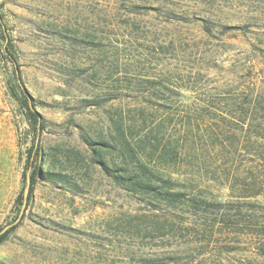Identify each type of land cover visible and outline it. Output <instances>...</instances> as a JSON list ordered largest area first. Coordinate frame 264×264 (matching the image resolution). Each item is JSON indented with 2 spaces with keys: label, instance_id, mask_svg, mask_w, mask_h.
<instances>
[{
  "label": "rangeland",
  "instance_id": "rangeland-1",
  "mask_svg": "<svg viewBox=\"0 0 264 264\" xmlns=\"http://www.w3.org/2000/svg\"><path fill=\"white\" fill-rule=\"evenodd\" d=\"M0 22V231L17 223L0 264H264V0H0ZM6 47L45 124L47 174L20 219L34 124ZM82 135L109 143L112 167L126 140L131 170L204 205L77 167Z\"/></svg>",
  "mask_w": 264,
  "mask_h": 264
},
{
  "label": "trees",
  "instance_id": "trees-1",
  "mask_svg": "<svg viewBox=\"0 0 264 264\" xmlns=\"http://www.w3.org/2000/svg\"><path fill=\"white\" fill-rule=\"evenodd\" d=\"M1 26V22H0ZM7 41V37H4ZM6 47L4 49L6 58L11 62L13 66L14 78L17 84V87L23 95H25L24 99L27 101L26 111L28 119L32 121L34 124L33 127V143L26 151V160H25V173L23 175V189L28 185V196L26 198L25 206L20 211L17 219H20L26 210L28 201L33 192L34 185L40 178H44L47 174V153L40 146V138L45 129V124L37 111L35 110L34 104L30 99H28L25 90L23 88L22 80H21V72L19 69L18 61L16 57L11 54ZM84 142L90 148L89 157H84L83 155L75 152L74 159L75 164L82 165L85 168L89 169L91 165L97 164L100 166L102 171L109 176L117 185L122 186L128 192H131L133 195H137L141 198V200L158 205H164L166 208H176L179 205L185 204L187 202L188 205L191 206L195 211L200 209L204 205V199L201 197H194L191 200L186 199V194L183 191L175 189V183L172 180L162 178L154 173L151 169L146 167L141 163L136 164V168L131 170L129 168V161L134 164L136 161L135 155L132 153L133 149L130 147L129 143L124 140V148L126 151L125 156H123L124 165L112 167L110 164L106 162L102 152H105L109 147V143H104L101 141H96L95 139H88L84 135H82ZM114 148V147H113ZM170 151L164 150L163 154L160 158H164L167 156L169 159H172V155L169 154ZM152 156V153L148 154ZM129 163V164H128ZM53 177H50V180L58 183V181L63 184H69L73 188H77V183L73 180V175L70 173L64 174L63 172L53 173ZM17 200L20 201L23 205L24 197L23 194L18 195ZM250 225L255 227L257 224L256 221L249 220ZM17 223L10 225L6 229H2L0 231V244L7 238L10 232H12ZM242 229H240L241 231ZM263 233L260 235L264 236V229H262ZM242 232V231H241ZM259 234V231H256ZM244 233V232H243Z\"/></svg>",
  "mask_w": 264,
  "mask_h": 264
},
{
  "label": "water",
  "instance_id": "water-1",
  "mask_svg": "<svg viewBox=\"0 0 264 264\" xmlns=\"http://www.w3.org/2000/svg\"><path fill=\"white\" fill-rule=\"evenodd\" d=\"M28 185H29V181L27 183V186L24 188V192H23V197H24V205H25V202H26V198L28 196ZM24 205H23V208H24Z\"/></svg>",
  "mask_w": 264,
  "mask_h": 264
}]
</instances>
